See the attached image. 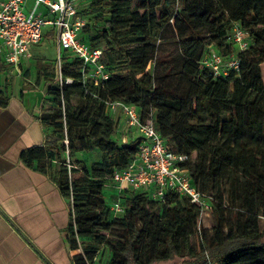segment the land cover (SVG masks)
Here are the masks:
<instances>
[{"label":"trees","instance_id":"1","mask_svg":"<svg viewBox=\"0 0 264 264\" xmlns=\"http://www.w3.org/2000/svg\"><path fill=\"white\" fill-rule=\"evenodd\" d=\"M86 16L80 38L103 50L110 77L85 79L83 61L69 53L61 76L56 64L38 60L36 84H51L38 115L49 132L22 157L71 200L75 263L95 264L107 252V264H264V0H94ZM236 23L253 45L240 55L239 73L217 77L202 58L211 45L225 56L235 52L227 36ZM169 27L180 62L156 76L152 64L168 61L158 56L155 37ZM9 101L0 90V106ZM113 101L135 106L188 156L183 167L193 185L211 197V230L201 226L199 208L174 191L155 200L125 187L124 213L112 211L118 195L111 204L108 182L131 165L142 143L115 138ZM79 153L99 159L88 164Z\"/></svg>","mask_w":264,"mask_h":264},{"label":"built area","instance_id":"2","mask_svg":"<svg viewBox=\"0 0 264 264\" xmlns=\"http://www.w3.org/2000/svg\"><path fill=\"white\" fill-rule=\"evenodd\" d=\"M93 1L0 0V58L18 70L23 60L33 57V47L41 44L45 35H48L55 40L60 52L57 61L59 76L62 57L69 53L83 61L85 79L92 77L98 81L107 80L110 73L101 62L103 50L91 47L80 38L81 31L88 24L86 12ZM46 27L50 30L45 33ZM227 40L234 46V53L225 56L211 45L201 61L217 77H227L232 71L239 73L240 55L253 45L250 33L239 23L234 25ZM108 107L114 118L121 112L127 126L135 130L142 140L139 153L131 165L116 172L111 179L118 195L112 204V211L118 215L124 213L120 194L125 187L147 191L155 200H163L168 191H174L189 198L199 208L202 223L211 213V197L193 185L191 173L183 167L188 156L177 153L151 119L143 121L135 106L113 101L108 103Z\"/></svg>","mask_w":264,"mask_h":264},{"label":"crops","instance_id":"3","mask_svg":"<svg viewBox=\"0 0 264 264\" xmlns=\"http://www.w3.org/2000/svg\"><path fill=\"white\" fill-rule=\"evenodd\" d=\"M0 66L15 72V78H8L2 76L6 69L0 71V90L10 97L8 106H0V264H76L68 239L71 200L61 194L49 174L28 167L22 159L27 150L42 145L49 132L38 118L47 91L28 87L31 81L26 83L1 58ZM29 95L36 97L30 100ZM116 116L115 138L123 144L138 138L135 131L127 136L128 126H120L125 117L121 112ZM90 155L79 153L78 158L89 163ZM107 189L113 198L116 191L111 182Z\"/></svg>","mask_w":264,"mask_h":264},{"label":"rangeland","instance_id":"4","mask_svg":"<svg viewBox=\"0 0 264 264\" xmlns=\"http://www.w3.org/2000/svg\"><path fill=\"white\" fill-rule=\"evenodd\" d=\"M31 4H32L31 1H29V5ZM49 30L50 28L46 27L45 33L48 32ZM155 43L158 47V56L161 55L162 57H165L166 61L168 62L164 64L163 66H161L158 63L157 64L153 63L152 66L150 67V72L155 73L156 76H164L167 73L166 71H167V68L169 67V64H177L178 62H180L179 48H178L177 41L175 39L174 29L172 27H169L164 31V33L161 36L157 35L155 37ZM32 54H33V57L30 60H27L23 66H20L18 70L21 73L22 77L27 79V80H24L26 83H28V81H31L32 84L28 83V87L30 86L32 89L38 88L42 90L44 93H46L48 87L51 84H45L43 82L40 85L36 84L37 74H38L37 61L45 60L49 64H52V65L56 64L55 69L56 71H58L57 61L59 60L60 52L57 48L55 40L53 38L48 37V35L47 36L45 35L43 42L33 47ZM4 72H6V74L2 76H7L8 78L9 77L15 78L14 69H12L11 67L6 68ZM29 90L30 92L31 91L33 92V90L31 89ZM35 97L36 95L35 96L29 95L28 99L32 100L33 98L35 99ZM126 125H127L126 119L123 118V124H121L120 126L126 127ZM134 131L135 130L130 129L128 134L126 135L127 136L129 135V137L130 136L132 137L134 136ZM135 135H138V133H136ZM98 159H99V155L97 154L93 156L91 160L93 161V160H98ZM91 160L89 159L88 164H91ZM108 192L109 191L106 188L105 190L106 196L109 199V202L112 204L113 201L109 198ZM260 224L263 227L264 217H261ZM201 226L209 230L213 228V218H212L211 213H209V215L205 217L204 221L201 223ZM107 260H108V253L103 252L99 258V261H97L96 264H106ZM181 263L182 261L180 259H176L174 261H170L167 263H156V264H181Z\"/></svg>","mask_w":264,"mask_h":264}]
</instances>
